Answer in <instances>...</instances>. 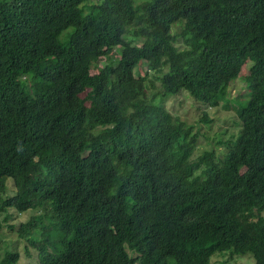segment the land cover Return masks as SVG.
Here are the masks:
<instances>
[{
    "label": "trees",
    "instance_id": "16d2710c",
    "mask_svg": "<svg viewBox=\"0 0 264 264\" xmlns=\"http://www.w3.org/2000/svg\"><path fill=\"white\" fill-rule=\"evenodd\" d=\"M181 93L237 131L193 159L198 131L165 107ZM8 209L40 212L17 227L37 264H264V0H0Z\"/></svg>",
    "mask_w": 264,
    "mask_h": 264
},
{
    "label": "rangeland",
    "instance_id": "374dc122",
    "mask_svg": "<svg viewBox=\"0 0 264 264\" xmlns=\"http://www.w3.org/2000/svg\"><path fill=\"white\" fill-rule=\"evenodd\" d=\"M91 1L96 2L97 0ZM140 1L142 0H134V4H138ZM87 4H90V1H88ZM177 30L178 27L174 26L173 32H176ZM103 61L104 58H101L98 67H101ZM247 66L248 63L242 69L243 75L247 72ZM146 69V65L143 63L139 68L135 70V73L138 72L139 74L143 75ZM93 71L96 72V70ZM155 75L156 73L154 74V76ZM245 90L246 89L243 77L229 84L227 98L228 102H232L230 103L231 107L235 106L233 103L234 101L239 99V101H242L244 99L243 96L245 94ZM165 107L174 116L186 122L188 125L193 126L195 128V132L198 131V140L200 146L195 152L196 154L193 156V159H195L196 156H198V154H200L202 150L206 148V141H212V137L214 134L222 131V129H226L229 133H235L240 126L238 118L233 109L226 111V109H224L222 105H219L217 107H208L207 105H202L199 102L192 100L186 93L168 97L165 102ZM204 117L206 118L207 122L203 121ZM227 139L228 138L220 140L222 142V147L217 148V153H219V155L224 153L223 143ZM6 186V194L13 195L15 189L12 181L8 180ZM7 214L10 216V219L7 222L4 221L6 214L2 213L0 215V219L2 221V227L0 230L1 255H3L4 250L12 248L13 252H17L19 254L18 264H37L35 250L28 248L26 251V240L20 239L18 237L17 227L19 226V224L27 222L31 217L40 214V212L28 210L24 213H17L13 209H8ZM260 215L264 218V211H262ZM210 264H255V262L249 254H246L244 256H231L228 253L223 255L217 254L213 256L210 259Z\"/></svg>",
    "mask_w": 264,
    "mask_h": 264
}]
</instances>
